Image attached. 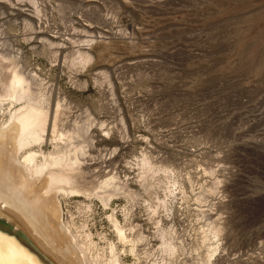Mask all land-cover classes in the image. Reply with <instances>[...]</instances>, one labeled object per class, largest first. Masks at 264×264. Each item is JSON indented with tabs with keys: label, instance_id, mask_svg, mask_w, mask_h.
<instances>
[{
	"label": "rangeland",
	"instance_id": "374dc122",
	"mask_svg": "<svg viewBox=\"0 0 264 264\" xmlns=\"http://www.w3.org/2000/svg\"><path fill=\"white\" fill-rule=\"evenodd\" d=\"M0 31L58 123L86 127L89 179L133 193L67 198L73 230L120 264H264V0H0Z\"/></svg>",
	"mask_w": 264,
	"mask_h": 264
},
{
	"label": "bare ground",
	"instance_id": "6f19581e",
	"mask_svg": "<svg viewBox=\"0 0 264 264\" xmlns=\"http://www.w3.org/2000/svg\"><path fill=\"white\" fill-rule=\"evenodd\" d=\"M75 50L78 63L90 60L86 46ZM60 115L58 106H50L37 74L26 71L21 52L12 50L0 31V264H120L122 254L113 240L106 259L88 232L73 230L71 221H63V201L83 194L109 205L117 192L133 193L126 179L103 183L89 179L90 164L83 160L88 158V146L80 137L86 127L65 129L58 123ZM166 204L160 203L163 208ZM112 221L118 245L128 242L130 251L136 252L137 241L148 252L141 231L134 239L113 214ZM126 222L132 225L129 216ZM220 229L212 223L208 231L219 235ZM217 247L218 243L211 246L209 263ZM165 250L174 255L172 242Z\"/></svg>",
	"mask_w": 264,
	"mask_h": 264
}]
</instances>
